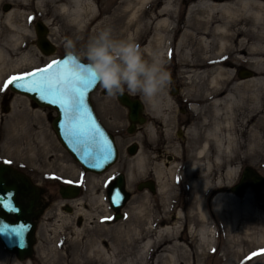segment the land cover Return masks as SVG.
<instances>
[{"label":"bare ground","instance_id":"obj_1","mask_svg":"<svg viewBox=\"0 0 264 264\" xmlns=\"http://www.w3.org/2000/svg\"><path fill=\"white\" fill-rule=\"evenodd\" d=\"M11 1L14 8L5 15L0 13V64L11 53L18 55L17 63L28 60L23 44L29 36L25 34L27 27L18 22L32 9L44 11L50 5L56 15L59 10L72 6L73 20L81 27L85 26L87 15L96 11L95 7L98 14L89 23L91 31L95 28H92L93 22L104 21L111 13H103L104 10L91 0ZM119 4L117 12L136 6L129 20L136 33H126L127 43L135 46L136 40L137 46L140 39L145 38L140 45L146 56V70L143 63L141 78L129 82L126 93L147 105L143 116L149 119L146 143L152 152L147 150L143 155L142 133L139 132L135 139L141 147L133 157L134 164L141 172L150 171L156 181L163 182L167 173L168 178L184 179L198 191L194 209L185 211L177 206L173 216L168 211L156 221L155 213L141 209L133 217L147 225L107 228L118 235V240L88 243L87 264H204L210 255L223 264H264V227L255 229L258 221L264 218L248 193L240 198L229 189L235 181L232 178L238 172L242 150L254 156L262 150L264 159V97H259L257 91L255 93V89L245 83L256 75L246 68L244 70L250 71L252 77L241 79L237 76V80L233 74L236 61H246L247 57L256 72L264 74V34L255 33L264 27V0L220 3L198 0L190 5L184 0L187 8L182 27L175 24L176 17L183 16L176 0H119ZM109 5L112 3L106 6ZM101 13L107 16L99 18ZM194 19L197 23L192 22ZM191 24L200 28L198 36L193 34ZM250 32L255 33L253 40L256 42L252 44L246 40ZM7 42L14 43V47L6 50ZM238 46L240 48L236 49ZM170 71L191 87L201 88V93L185 96L168 93ZM256 81L264 90V76ZM249 102L253 103L252 107L245 106ZM185 104H190V116L196 119L183 129L190 119L179 113ZM240 107L246 112L242 122L232 112ZM175 134H181L178 137L181 141ZM169 155L174 161L168 172L161 168L155 171V166ZM185 167L182 177L178 173ZM220 168H223L222 178L218 176ZM165 187L161 184V189ZM173 194L171 191L170 196ZM100 199L103 205L107 204L104 195ZM68 204L76 207L81 199L68 201ZM62 218L67 222L71 220L67 216Z\"/></svg>","mask_w":264,"mask_h":264},{"label":"rangeland","instance_id":"obj_2","mask_svg":"<svg viewBox=\"0 0 264 264\" xmlns=\"http://www.w3.org/2000/svg\"><path fill=\"white\" fill-rule=\"evenodd\" d=\"M91 1L96 3L97 0ZM110 1L103 0V4L112 3V5L108 6L111 11V13H108L109 18L104 19V21L97 20L99 21L98 23L95 21L96 25L93 31L90 30L89 23L95 20L98 14L97 9L94 7L96 11L93 9L94 12L87 15V61L100 63L102 62L100 59L104 56L108 60H111V62L116 63L114 66L106 68L103 81V86L108 89L107 92L110 95L108 99L112 100L114 109L107 116H102V118L110 130H117L120 134L127 125L126 119L125 121L120 120V114H123L122 117L126 118V110L120 106L116 95L120 92H125L128 86L129 81L127 82L125 77L129 70H132V62L138 57L143 58L145 70L147 63L146 56L143 54L141 48L145 38L140 39L137 46L136 40L134 42L135 46H133V43H127L129 38L126 33H136V28L131 26L129 21L133 15L132 10L136 6L123 8L124 10H129L128 12L124 10L117 12L119 9L117 7L120 5L119 0ZM132 1L134 2L135 0ZM176 3L180 4L178 8H181L183 16L176 17L175 24L182 27L187 7L184 5V0H176ZM6 4L12 6L14 3L11 0H0V13L2 15L6 13L4 11ZM34 10L39 9L36 8ZM73 11L74 8L71 6L68 10H59V14L55 15L51 10V6L48 5L47 8H44L43 14L49 22L52 39H56L58 42L63 41V44L66 43V49L71 48L75 52L79 51L77 52L79 53V57L84 60V51L79 47L85 43L86 24L85 26L78 27L73 20ZM33 20L34 17L27 18V16H24L19 19L18 23L21 25L26 22L30 25V22ZM192 22L197 23V20L194 19ZM191 26L194 30L193 34L198 36L201 32L200 28L193 24ZM258 32L264 34V27L255 33ZM255 33L250 32L246 38L251 44L256 42L253 40ZM1 39L3 40V38ZM27 40L29 42L26 48L24 47V51L28 55L26 62L17 63L15 59L18 55L14 56L11 53L0 64V71L2 73L0 78V162H11L17 168H21L34 181L41 183L43 188L50 191L54 196V200L43 207L44 213L38 220L37 241L33 257L20 261L15 255L7 252L0 241V264H87L88 243L118 240V235L107 231V228L113 226L121 229L125 227L129 228L140 223L141 226L147 225L145 221L139 222L140 219L138 220L133 217L137 211L143 209L155 213L157 215L156 221L166 216L168 211L173 216L178 207H181L183 210L185 209V211H188L190 208L194 209L196 207V200L194 198L198 190L191 187L188 181H184V179L178 181L168 178L166 176L167 173L164 175L165 177L163 176L164 180L162 182L158 179L156 181V178L150 171H139L134 164V158L126 152V146L135 138L134 136L128 138L125 133L124 138L119 141L121 159L114 169L125 174L127 190L130 191L132 197L122 210L123 217L115 220L114 211L108 205V175H95L85 172L65 148L61 146L51 126L53 119L57 116L56 112L51 109L34 106L29 98L15 97L10 102L6 101L2 103L5 96H10L8 83L12 76L30 74L40 70L50 65L63 53L60 51L55 52L51 56H41L33 46V37L29 35ZM14 45L12 42H7L4 48L9 50ZM239 48L238 46L236 49ZM120 54L122 55V59L117 61L116 58H119ZM247 60L236 61L235 65L237 66L233 68V74L237 78L240 68L253 71L256 77L246 80L245 83L247 86H252V89H255V93L257 91L259 97H264V90L261 89L256 81L260 76H264V74L256 72L252 61L249 62ZM170 75L167 81V91L171 95L185 96L190 95V93H201V88L191 87V84L186 83L184 79L180 80V78H177L174 71H170ZM190 89L196 92H191ZM173 90L177 91L173 92ZM96 99L97 96L94 98V101ZM15 101L17 102L15 103ZM13 103H15V106ZM252 105L253 103L249 102L245 106L252 107ZM5 106L8 107V110H5ZM102 106L109 107L108 102H105ZM146 109L147 105L145 104L144 113H146ZM232 112L242 122L241 118L246 114L244 108L240 107ZM147 132L148 127L145 125L141 130L143 155H146L147 152ZM175 138L181 141L178 137L175 136ZM240 141L244 142V139L240 138ZM245 151V149L242 150V157L238 160L237 164L238 172L232 178L236 182L246 167H251L261 176H264V159L261 157L262 150H258L255 156L251 152L247 155ZM172 159L173 157L169 155L164 159L163 163L155 166V171L161 168L164 172H168L172 167L171 162L174 161ZM184 162H186V159ZM222 169L220 168L218 172V176L221 178L224 177ZM182 170L178 174L184 177L186 167ZM146 181H153L156 184V193L153 194L148 189L139 190L137 188L138 184ZM228 181L231 182V178ZM161 184L166 187L161 189ZM67 185L82 187L81 196L76 199H81L80 205L74 207L68 204V201L61 199L58 192L59 188ZM171 191L174 192L172 196H170ZM184 192H187L186 198L184 197ZM246 193H248L254 207L261 212L262 218H264V189L261 190V197H257L253 189H250ZM103 195L107 206L101 202L100 198ZM67 206H71L70 212L67 210ZM64 216L71 218V220L68 222L64 221L62 218ZM261 227H264L263 220L258 221L255 229L258 230ZM119 232L122 231H117L116 233ZM239 233L243 236L242 231H239ZM245 245L247 247V243ZM204 264L223 263L216 260L215 256L210 255L204 261Z\"/></svg>","mask_w":264,"mask_h":264},{"label":"water","instance_id":"obj_3","mask_svg":"<svg viewBox=\"0 0 264 264\" xmlns=\"http://www.w3.org/2000/svg\"><path fill=\"white\" fill-rule=\"evenodd\" d=\"M46 28L39 25L38 47L46 56L56 50L46 38ZM138 58L126 74L130 83L139 81L144 68ZM105 71L90 62H84L76 53L68 52L52 64L23 77L12 78L13 93L27 96L36 106L51 109L57 116L52 128L61 146L87 173L102 175L116 165L119 150L114 136L99 122L92 95L103 81ZM253 74L243 70L241 79ZM118 101L129 111L132 125H144V105L127 93H119ZM132 155L136 152L130 151ZM242 183H253L258 190L264 189V176L251 167L242 173ZM152 193L155 184L146 186ZM79 186H62L60 194L66 200L79 198ZM139 190H143L142 184ZM42 190L33 185L30 178L10 165L0 164V241L10 254L20 261L34 255L37 241L38 220L43 214L40 203ZM129 200L125 175L119 174L108 189V201L115 220L123 217L122 210ZM70 212L71 209L67 208Z\"/></svg>","mask_w":264,"mask_h":264},{"label":"flooded vegetation","instance_id":"obj_4","mask_svg":"<svg viewBox=\"0 0 264 264\" xmlns=\"http://www.w3.org/2000/svg\"><path fill=\"white\" fill-rule=\"evenodd\" d=\"M196 1H198V0H187L188 5L193 4ZM213 1H216V2L220 3V2H224L225 0H213ZM96 5L99 8H101V10H104L103 13L106 12V14H107L108 12H110V9L108 8V6H106L107 4H105V3L103 4V0H97L96 1ZM12 8H14V4H12V6L9 5V4H6L4 6V11L6 12V13H4V15L7 14L8 12H10L12 10ZM25 15H27V18L34 17V20L32 22H30V25H28L26 22H25L26 24L24 23L23 25L25 27H27L26 30H25V34L26 35H31L33 37V39H34L33 40V42H34V45L33 46L36 48L37 52L41 56H45V55L43 54V52L39 49V47L37 45L38 44V40H39V37H38V28H39V25H44L45 26L46 31H47L46 38L49 39L50 43L55 48L56 52H60V51L63 52L62 55L59 56L57 59L61 58L62 56H64L68 52H74V53H76L79 56V53H77L79 51H76L75 52V50H73L71 48H67L66 49V43L63 44V41L62 42H58V41H56V39H52V37H51L52 33H51L50 29H49V22L46 20V17H44L43 11L32 9L30 12H27ZM106 16L107 15H102V13L99 14V18L100 17L101 18L102 17L105 18ZM91 25H92V28H93L96 25V23L93 22ZM85 30H86V35H85V39H84V42L85 43L83 44V46H80L79 48L80 49H83V51H84V57H85L84 58V62L87 63V62H89V61H87V22H86ZM28 42H29L28 40H26L25 42H23V44L25 45V47L28 44ZM138 58H136L132 62L131 67L133 66L134 62L138 60ZM57 59H55V60H57ZM119 59H122V55L121 54H120L119 58H116L117 61ZM100 60H102V62H100V63H92L91 61L90 62L92 64L96 65V66L101 67L104 71L106 70V68L111 67V66H114L116 64L114 62H111V60H108L104 56ZM243 69L244 68H240V70L238 71V74H237L238 77L243 72ZM25 75H27V74H23V75H19V76L16 75V76H12V77H21V76H25ZM11 78H10V80H11ZM104 78H105V75L103 77V81H104ZM103 81L99 85V87L96 90V92L92 95V103H93L95 112H96V114H97V116L99 118V122H101L102 125L114 136V138L116 140V143H117V146H118V149H119V141H120V139H123L124 138L125 133L127 134L126 137H128V138H130L132 136H134V138H136V135L139 132H141L140 130L143 129V127L145 125L149 124V119H148V117H145L146 122H145L144 125H140V124L132 125L131 122H130V120H129V111H128V109L126 107L122 106L120 104V102L118 101V99H117L118 94H119L118 93L116 95V99H117L118 103L120 104V106L124 110H126V118L125 117H122L123 114H120L121 115L120 120H124L125 121V119H126L127 120V125H126L125 129L121 131L120 134L118 133L117 130L116 131L110 130L108 128V126L105 124L102 116H107V114L110 113V112H112V110L114 108H113V102H112V100L111 99H108V96H110V95L107 92L108 89H106L103 86ZM8 88H9V91H10V96H7V97L5 96L3 98L4 101L2 103H5L6 101L10 102V100L12 98H15V97H20V98H23V99H27V96H23V95H19V94L16 95L15 93L11 92L9 83H8ZM176 91L177 90H173V92H176ZM125 92H128L127 91V88L125 89ZM96 96H97V99H96V101H94V98ZM105 102H108L109 107L106 108V107L102 106ZM34 106H36V105L34 104ZM6 109L8 110V107L7 106H5V110ZM189 110H190V104H188V105L185 104V106H183L181 108V110H179V112L181 114H183V115L190 116V111ZM195 119H196L195 117L190 116L189 121L186 122V124L184 125L183 129L186 128V127H188L189 125H191L195 121ZM174 136L180 137L181 134H175ZM140 147L141 146L138 144L137 140L134 139V140L131 141V143H129L126 146V152L129 155H131L132 157H134L135 155H132L130 151L131 150H134L136 152V154H137L139 152V150H140ZM147 150L149 152H152V149L150 150V148H147ZM120 157H121V154H120V150H119V160H118V162L121 159ZM118 162H117V164H118ZM0 164H8V165L12 166L13 168H15L16 170H18V171H20L22 173H25L23 170H21V168L20 169L17 168V166H15L14 164H12L11 162L3 161V162H0ZM114 167L111 168V169H109L105 174H103V175H108V188L112 184V182L114 181V179L119 174H122L117 169H114ZM25 174L30 178V180L33 183V185L39 187L43 191L42 194H41V197H40V203H41L42 210L44 212V208L43 207H45L47 204H49L50 201H53L54 200V196L52 195V193L50 191H47L45 188H43L42 185H41V183H39L37 181H34L27 173H25ZM238 178L239 179L237 180V182L234 181L230 185V187H229V189H230V191H231L232 194H234V195L242 198L246 194V192H248L250 189H253L254 192H255V194H256V196L258 197V194L261 193V190H258L257 186H255L253 183H242V181H241L242 178H243L242 175L240 177H238ZM125 180H126V176H125ZM149 183H153V182L152 181H146V182H142L140 184H142V186H143L144 189H147L146 186ZM140 184H138L137 188H139V185ZM126 188H127V182H126ZM58 192L60 194V188H59V191ZM127 192H128V195H129V200H128L127 203H129V201H130V199L132 197V194L130 193L129 190H127ZM154 193H156V192H154ZM60 197H61V199H63L65 201V199L61 196V194H60ZM68 207L70 208L71 206H68Z\"/></svg>","mask_w":264,"mask_h":264}]
</instances>
